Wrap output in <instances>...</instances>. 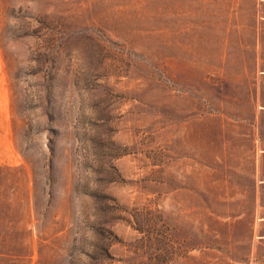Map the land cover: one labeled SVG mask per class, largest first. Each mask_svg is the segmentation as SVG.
<instances>
[{
	"label": "rangeland",
	"instance_id": "rangeland-1",
	"mask_svg": "<svg viewBox=\"0 0 264 264\" xmlns=\"http://www.w3.org/2000/svg\"><path fill=\"white\" fill-rule=\"evenodd\" d=\"M260 31L259 0H0V264H264Z\"/></svg>",
	"mask_w": 264,
	"mask_h": 264
},
{
	"label": "crops",
	"instance_id": "crops-1",
	"mask_svg": "<svg viewBox=\"0 0 264 264\" xmlns=\"http://www.w3.org/2000/svg\"><path fill=\"white\" fill-rule=\"evenodd\" d=\"M259 12H260V25L262 28V26H264V0H259ZM263 39H264V32L260 31L258 41L255 46V64L259 68L258 81L260 82V84H263L264 86V59L262 58V42L264 41ZM260 88H262L261 85H260ZM263 108H264V105H263Z\"/></svg>",
	"mask_w": 264,
	"mask_h": 264
}]
</instances>
